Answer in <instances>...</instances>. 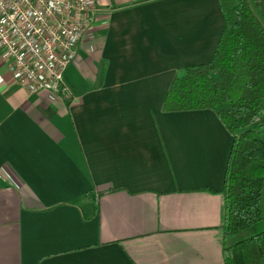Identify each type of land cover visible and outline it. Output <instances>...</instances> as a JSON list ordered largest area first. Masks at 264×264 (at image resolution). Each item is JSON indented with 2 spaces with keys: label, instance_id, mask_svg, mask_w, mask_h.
Segmentation results:
<instances>
[{
  "label": "crops",
  "instance_id": "obj_1",
  "mask_svg": "<svg viewBox=\"0 0 264 264\" xmlns=\"http://www.w3.org/2000/svg\"><path fill=\"white\" fill-rule=\"evenodd\" d=\"M64 78L31 93L0 53V264H224L233 136L164 112L178 68L212 59L218 0H95Z\"/></svg>",
  "mask_w": 264,
  "mask_h": 264
},
{
  "label": "trees",
  "instance_id": "obj_2",
  "mask_svg": "<svg viewBox=\"0 0 264 264\" xmlns=\"http://www.w3.org/2000/svg\"><path fill=\"white\" fill-rule=\"evenodd\" d=\"M218 1L224 27L212 59L176 70L162 111L210 109L233 136L222 259L264 264V138L250 128L264 121V0Z\"/></svg>",
  "mask_w": 264,
  "mask_h": 264
},
{
  "label": "built area",
  "instance_id": "obj_3",
  "mask_svg": "<svg viewBox=\"0 0 264 264\" xmlns=\"http://www.w3.org/2000/svg\"><path fill=\"white\" fill-rule=\"evenodd\" d=\"M95 0H0V53L31 93L68 97L67 68L94 23Z\"/></svg>",
  "mask_w": 264,
  "mask_h": 264
},
{
  "label": "rangeland",
  "instance_id": "obj_4",
  "mask_svg": "<svg viewBox=\"0 0 264 264\" xmlns=\"http://www.w3.org/2000/svg\"><path fill=\"white\" fill-rule=\"evenodd\" d=\"M215 77H217V74L215 75ZM250 128H253L258 136L264 138V135H263L264 134V121L260 120L259 122L251 126ZM231 242H232L231 240L227 241L228 244Z\"/></svg>",
  "mask_w": 264,
  "mask_h": 264
}]
</instances>
